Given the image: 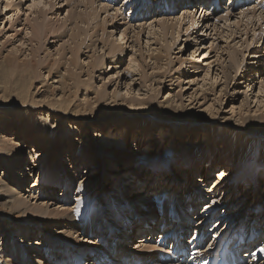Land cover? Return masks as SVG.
Instances as JSON below:
<instances>
[{
  "label": "bare ground",
  "instance_id": "1",
  "mask_svg": "<svg viewBox=\"0 0 264 264\" xmlns=\"http://www.w3.org/2000/svg\"><path fill=\"white\" fill-rule=\"evenodd\" d=\"M116 1H118V0H116ZM156 1L154 3H151L148 5L147 0H142V1L137 0V4L135 7L136 9H135L134 13H136L138 11H140V13H138L136 15H134V13H133L132 16L134 18L140 17V19L143 20L144 16L142 14H144L145 17L150 16L152 18V17H154V16H152V13L157 12V8L154 9L153 8L154 6L159 7L160 5H162V7H164V8L160 9L159 11L165 10L166 12H168L169 9L171 8L170 5L172 3H175V2H176L175 6L178 5L177 9L183 10L181 17L175 20V21H177V22H175V24H173L174 23V21H173L172 26L169 25L170 22H172V21H169L168 22L169 24L166 22L169 25L168 26L164 22V20L163 21L161 20V22H163V23L161 25L160 24L157 25V27L158 26L162 27L161 28L162 30L161 31L159 30L158 35H156L155 32L152 33L153 31H151V33H150V30L148 31L150 33V38H152L151 36H153V39L157 38L156 41L158 40V37L160 39L161 38L164 39V36H165L164 31H167V32L171 31L172 32L171 34H172L173 40H174L173 43H175L176 40L178 42V40H180L181 36H183V30L182 31H180V30H181L182 25H185L184 22L186 19L190 20L189 23H190V26L193 27V29L191 30V32L193 31V34L197 35V33L199 34V32L203 29L202 30L203 35H200V38L208 37V36L212 35L209 33L210 31H212V32H214L215 30L217 31L216 24L218 21L213 23L214 19H216L217 14L216 13H210L206 9L201 8V5H204L205 3H206V5L208 3H211V0H193L194 2H192L190 0H163V3H161V4H159V2H158L159 0H156ZM214 1L217 3L220 2V4H221L220 8L226 9V11L229 12V14H233L232 13L233 9L230 7L233 0H214ZM225 1H227L229 3L228 6L225 4ZM57 2H58V4H57ZM65 2H72L73 3V0H66V1H64V3ZM80 2L83 3L85 8H89V7L92 8L90 10L91 12H89L87 14L81 13V12L76 13L73 11H71V13L73 12L72 14L67 12V14L68 13L69 14H68V17H65L66 18L65 22H63V20H56V21L54 20L55 23H58V21L63 22V23H61V24H64V25H61V27H62V26H65V24H67L69 22L70 26L75 24V26L77 27L78 22H80V23L88 26V29L92 31V30L96 29L95 26H92L93 21L98 20L96 18L94 19L95 14H93V13L97 12V8L94 7V6H96V3H98V5H100V12L102 11V13L103 12H104V14L106 13L105 15L109 14L107 12V8H106L107 6L105 4H104L105 6L102 5V2H99V0L97 2H96V0H80L79 3ZM104 2H105V0H104ZM124 2H125V0H124ZM127 2H125V3H127ZM64 3H63V6H64ZM192 3H194L193 7H191L193 5ZM253 3H255V2H253ZM253 3L250 4L249 6H253ZM3 4H4V8L3 7L2 8L4 9V11H7V13L4 14L3 13L4 11H2L3 9L1 10V7H0V18H5V16H9L11 18H9L8 20L14 22L13 17H15L16 15L19 17L21 10H18L19 7L17 9V5H15L14 0H6V2H4ZM65 4H67V6H72V5H68V3H65ZM196 4L198 5L197 8H195ZM38 5H39V3L36 0H34V6L33 7H35V10L32 13H30V15H31L30 17L25 19L24 24L20 25V27H22V29H21L22 32L21 33L18 32L17 34L19 37V42L21 44L23 43V45L28 44V43H30V45H32L36 42H39L42 39H45V37H47V35H50L51 33H54L53 35H56V34H58V31H60V29H61V28H59L60 25L58 26V29H57V26H54V24H53L54 22L53 23L51 22V24L48 23L52 20L46 19L47 13L52 12L54 9H57L56 6L59 5V1L58 0H56V1L45 0V1H43V7L41 6L42 8H37ZM47 6L49 7V9H48L49 12L46 11ZM63 6H61V7H63ZM141 6H144L146 9L144 7H141ZM76 7L78 8V6H76ZM112 7H110V10L112 9ZM214 7H213V9H214ZM77 8H75V9L77 10ZM257 8H259L258 11H257ZM29 9L31 10L32 7L29 6ZM59 9H57L56 11H60ZM80 9H79V11H80ZM108 9H109V7H108ZM115 9H118V8H115ZM236 9L239 11V10H241V7H237ZM262 9L264 10V0H259V4H257L254 7H250L249 10L245 11L246 14H245V12H240L239 15L242 17L244 16L243 18L250 17L253 20L255 18V15L257 12L260 11L259 13L263 14ZM241 11H243V10H241ZM122 12H124V11H122ZM52 13H54V12H52ZM112 13H114V12L112 11L111 14ZM111 14H109V15H111ZM32 15H36V17H33L31 19ZM54 15H56V14L54 13ZM119 15L120 14H118V16ZM228 15L224 16V18L228 17ZM115 18L116 17H114V19ZM123 18H124V16H123ZM18 19L15 22V24H17L19 22ZM110 19L107 20L105 22V24H107L108 22L111 23ZM121 20H122V16H121ZM166 20L167 19H165V21ZM113 21H114V23L112 24L111 28L113 30H117L115 27V23L118 20H116V21L113 20ZM244 21H242V22H244ZM247 21H246L245 25L243 24L245 27L244 28L245 31L243 30L245 33V34L243 33L244 35L249 34L248 28L251 25V23L253 24V22H247ZM159 22L160 21H158V23ZM227 22H226V24L229 23V22L228 23ZM101 23H103V22H101ZM234 23H235V25L240 24V23H236V21ZM98 24L100 25V23H98ZM156 24H157V22H156ZM142 25L144 26V24H142ZM152 25H153V22H152ZM152 25L150 23L149 26H152ZM164 25H166V27ZM75 26H74V28H75ZM96 26H97V23H96ZM102 26L104 27V24ZM146 26H148V25H146ZM187 26H188V24H187ZM52 27H54V28L56 27V29H53ZM129 27H132V26H129ZM191 27L186 28V33H188V36H189L188 30ZM63 28H64V30H66L65 29L66 27H63ZM105 28L107 29V25H106V27H104V29ZM132 29H134V28L132 27ZM119 30H117V31H119ZM152 30H154V29L152 28ZM232 30H234V29H232ZM232 30H230V32ZM81 31H83V33L86 32L84 30H81ZM100 31H104V30L102 29ZM121 31H122V29L119 32L121 34V37L119 38L120 40L118 39L120 41V43H118L119 41L117 42V40H115L114 43H110L113 45H112L108 55H111L114 57L119 50V48H117L116 46L118 45V47L119 46L123 47L121 45V42H123L125 40V38L127 39V36H126L125 30L122 32ZM126 31H128V29H126ZM157 31H158V28H157ZM65 32L66 31H63L61 33V31H60L61 34L59 33L60 35L59 34L56 35L55 38H57V37L59 38L61 36H64V34L67 33V32L66 33ZM73 32H74V30H73ZM167 32H166V34H167ZM80 33H82V32H80ZM103 33H105V32H103ZM208 33H209V35H208ZM22 34L25 35V38L22 37ZM68 34L70 35L69 32H68ZM71 34H73V33H71ZM75 34H73V35H75ZM94 34L97 35V32H95ZM228 34H226V35H228ZM29 35H30V37H28ZM69 35H67V36L69 37ZM76 35H75V37H76ZM140 35L141 34L139 33V36L137 35L135 38L138 40ZM78 36H82V34L78 35ZM52 37H54V36H52ZM64 37L66 38V36H64ZM229 37H231V36H226V39H225L223 36L225 41L227 39L229 40L230 39ZM74 38H73V40H74ZM101 38H104V37H101ZM200 38L198 36V38H194V39L196 40V42H199L198 39H200ZM255 38H256L257 42L260 40L259 36L255 37ZM85 39L87 40V38H85ZM221 39H222V37H221ZM77 40L79 41L78 38H77ZM77 40L75 39L74 41H77ZM99 40L100 39H98V41ZM247 40H249V39H247ZM90 41H89V43H90ZM95 41L94 42L92 41V43H91L93 45V47L96 46V45H94ZM105 41L106 40L104 38V41L100 42L103 45L102 48L107 46ZM150 41L151 40H148V43ZM124 43H125V41H124ZM228 45H230V44H228ZM197 46H202V42H200L199 45L197 44ZM19 47H20V45H19ZM19 47H17V48L13 47L14 50H11L9 52L7 51L8 53L6 52L5 54H2L0 52V149H2L0 151H3V153L5 152L4 153L5 154V160H7V158H10V157L12 159L16 158V161L19 159L20 161L18 160L16 163L19 164L18 168L22 171V173L18 174L19 175L18 177L20 178L19 180L21 182V185L18 186V188H16V190L14 189L15 183L9 174H6V176L0 180V196L4 197V198L0 197V230H2V234L5 233V232H3L4 231L3 229H5V228L2 229L3 223H7L8 225L15 227L16 228L15 231L18 233V228L21 226L20 224L23 223L22 221L26 220V221L31 222L34 220L33 222L37 223L36 224L37 228L35 227V229L32 230V232H31L32 237L30 239L28 238V242L30 243V241L33 237H34L33 239L36 238V240H37V238H39V236H40V238H42V237H45V236L50 235L52 233H55L52 230L54 229V226H56V227L58 226L59 227L58 230H61V231L63 230V232H61V234L56 237V238H58V241H55V242H58L61 245V247L59 249V254H65L68 257V264H81L82 261L84 260V258H88V260L94 264H99V262H101V261H102V263L104 261H107L108 264H148V260L152 261V263H150V264H184V263H187V264H217V262H215L214 259H212V256L214 253H216V252L218 253L217 250L223 244L224 241H226L225 246L228 247L227 249L230 250V252L232 253L231 256L240 254L241 263L238 262V264H259V263H257L258 256H260L262 254V249H264V247H263L264 246V237H262L264 234V206L261 205L258 208L256 207L255 210L258 211V214H260V216H258V218L255 217V219H253L254 217H250V220L248 219L246 222L244 220H240V221H238L239 223L237 224V226H234V228L231 229L232 223L233 222L236 223L235 221L239 219V217H240V215H242V213L235 215L234 218H232V219L230 218L229 221L232 220L233 222L231 221L229 223L230 228H228V223H227L228 219L225 220L224 222L222 219L217 221V219L219 217H221V216H219L218 211H216L218 208L220 200L217 201L213 198L212 195H209V193L213 194L220 187H222V185L225 184V180L227 179L226 177L232 176V173L235 171V169L237 170V169H239V167L241 165H243L242 159H243V152L245 151L244 150L245 147L242 146V141H241L242 136H239L238 131H239V129L242 131H251V133L261 131L262 126L259 125L258 119H257V121H253L254 119L251 121L250 119L254 118V117L250 116L251 118L248 117V120H245V122H243V124L240 123L241 125H239V126H238L239 122L237 125L233 124L234 126H238V128H239V129L237 128L238 131L236 133L235 132H229V131L225 130L224 128L218 127V126H217L218 128L212 130L211 128L216 127L213 125H214V121L217 120V118L215 117L217 114V112H215V111H217V110H215L216 108H215L213 103L209 106V108L200 110L199 113L195 114V113H191L188 111L186 112V110H180L179 105H178L179 106L178 108L173 107V106H171V107L165 106L166 104L154 105V99L152 100V102H150L149 99H145V98L139 99V97H138V99L135 98V100L130 99L131 98L130 97L129 98L130 100L129 99L127 100L128 105H126V106H128L130 108V110L131 109L133 111L136 110V112H134L135 114L139 113V112L142 113L141 115L139 114L140 116H138L139 118L138 117L137 118L138 119L141 118L139 120L141 124L144 123L138 128V127H136V122L133 120L131 122H122V124L125 125L124 126L125 128L122 127V130H123V132L124 131L129 132L126 135L129 134L130 139L132 137L131 133H133L134 131H135L134 133H136L135 135H137L139 138L141 137V139H142L143 136L141 135L140 132L148 133V130L153 129V128H151V125H146L147 123L144 120L145 118L143 119V114L145 116V113H149L151 110H153L154 115H156L158 118L162 119L163 121H169V122H173V124H175L174 125L175 128H172V129H170L168 127H164V126H157L156 127V129L159 128V131L166 129L164 134L169 133V135H171L172 133H174L176 135V133H178L177 131L180 128V125H183V124L187 127V126H192V125L195 126V124H201L202 123L201 126L196 125L198 127H195V129H193V130H195V134H197L199 131L204 129L205 130L204 133L207 136V135H211L212 131H217V130L221 129V133H220L219 137L220 138H222V137L226 138L227 137L226 138L227 141H224V140L221 141V143L225 147L224 152L222 151L221 153H225V156H226V158H228L229 162H227V160L225 162L223 159L222 162H223L224 168H221V170L218 171V173H220L221 171L223 173L216 176V178H213L214 180L218 179L217 181H215L214 183L211 182L212 184H210V180L212 178L211 177L209 178L210 173H209L208 169L210 168V166H212V163H208L207 160L205 159L203 162L205 163L206 167H204V165L203 166L201 165L202 166L201 167L202 172L200 171L201 173H200L199 178L198 177L192 178V174H190L191 178L193 179L191 185L196 190V191H194L195 194H193V190H192L191 195H184V197L182 195L176 196V194H178V193L179 194L181 192L183 193V189L181 188V191H180V190H177L179 188H173V187L169 186L168 187V191H169L168 195H170V196L165 195L166 197H163L164 198L163 200L160 199L161 204L159 206V217H157V219H162V221H161L162 223L165 222V224L163 226H160V228L165 227V225L169 224L172 219H176V221L172 222V224H174L175 226H171V227L167 228L166 234H162V232H160V235H159V237H161L163 239L165 237V235H168L171 232H173L174 233L173 234V240L171 241L173 244L171 246H170V244H168V249H166L164 247L160 248L161 247V241L158 239L159 237H156L154 234V232L156 230L154 229L155 225L153 224V222L156 218L153 219V218L147 217L146 215L141 214L139 211H136L134 214L131 215V218L134 217V219L130 220V218L128 216L123 214V211L118 210V209L115 210V213L111 214L110 209H109V205L106 207L103 206L100 209H99V207L95 206L96 203L93 201V199L91 200L90 195H91V193L93 195V191L96 189V187H99V186L103 187L105 185L103 184L104 177L101 175V173H102L101 172V170H102L101 169V167H102L101 166V160H102L101 158L102 157H100L99 153H95L96 150L94 152H93V150L96 147L97 150H99V149L102 150L101 153L103 155L104 154L112 155L113 158L115 159L117 165H119V167L122 166V164L127 163L125 161L126 159L127 160L129 159L128 161L135 160L136 165L139 164L138 161H142L143 164L147 165L148 167H156V168L164 167L166 165L164 162H166V163L171 162L172 164H180L181 163L183 165L188 166L189 168L191 167V169L189 171L191 173L194 169L193 167L198 166L199 165L198 163H200V161L194 162L191 159L186 161L183 158L186 154V151L189 152V154H187V158H191L193 155H199L200 153H195L193 155L190 154L191 151L197 152L198 151L197 148H195L193 146H188L185 150L180 151V153L174 152V151H167L165 153V155L160 156L156 161H153L154 158H152V156H150L148 154L144 155V156L137 154L139 151L137 150V147L135 145H132L133 148H132V150L129 151L128 150L129 148L127 147V145H125L126 136H124V137L118 136V135L115 136L117 126H121L120 125L121 122L115 121L117 119L114 118L115 116H118L120 114V108H118L119 106L117 105L118 107H116V109L111 112L113 119L112 118L98 119V125H97L98 130H97V135L95 137L98 140L96 139L95 141H93V139L90 138L91 143L89 142L90 145L88 143L89 146H87V145L83 146V144H85V143H83L82 145L81 144L79 145L80 146L79 148L71 150V146H73V142H74L73 139L70 136H65L63 134V132L61 131V129H59V128L53 130L50 126L51 124L49 123L50 122L49 117H51L53 120H56V122H58V123L64 121L63 126H67V123H65L66 119L64 117L71 115V109H69V107H71L70 105H72V104H73L72 105L73 106V108H72L73 112H74V114H76V117L78 119L79 118L84 119L83 117L85 116V114L87 112L89 114L94 113L96 111V107L98 110L103 109L102 108L103 104L100 102V99H101L100 94H98V93L94 94L92 92L93 90L90 91V89L92 88L91 81L87 80L86 85H85V90L79 89V86L82 82L75 81L76 79L80 78V75L77 73L79 68H77V66H76V64H77L76 63V57L78 56V51H79V48L82 47V44H80L78 42V45H76V47L73 48L71 50V52L69 51L70 57L66 60H64L65 56H59V54H57V53H59V50H57L56 54L54 55L55 58H53V56L51 55L49 58H46V59H44V61L41 62V64L47 63L46 64L47 66L44 68V70H47V72L49 73V76L53 73L52 75L55 76V79L57 81L55 83L57 85H59L60 87H62L63 92L61 95L62 98H60V100L59 99L57 100L55 98V93H56L57 89L53 90L52 88L43 89V93H38V96L33 95L31 91H30V94H28L29 90L36 89V84H35L36 81H35L34 75H35L36 69L39 68V61L37 60V58H38V53L40 51V48H34L33 47L29 50H28V48L26 50H23ZM23 48H24V46H23ZM89 48H91V47H89ZM169 48H170V45L167 44L165 46V50L163 48H161L159 50L158 54L149 55V59L153 62L151 68L156 70V74L157 73H158V75L160 74L159 75L160 77L163 75L166 76L168 74V72L166 74V68H167L165 66L166 64H163V62H164L165 58H166V61H168L170 58L168 55ZM65 49L66 48H64V50ZM136 49H137V47L135 48V50ZM102 50H104V49H102ZM155 51H157V50L153 49L152 53H155ZM198 51H199V49L197 51L193 52L191 56H194L195 54H197ZM222 51L223 52L227 51V48H225L224 50L222 49ZM244 51H246V50H244ZM63 52L64 51H62V53ZM69 52H67V53H69ZM163 52H165V54H166L165 57H163V55H162ZM93 53H96V52H93ZM118 53H121V52H118ZM63 54L66 55L65 53H63ZM121 54H119V55H121ZM239 54H240V57H243V56H241V55H243L242 51L238 52V53L234 52V54H231L230 55L231 61H233L234 64L227 66L225 68V71H224V69H222L224 71L222 73H223V76L225 78V85L222 87V89L225 87H228L232 83V81L235 79V77H233V75L231 74V71L235 70V73L239 74V71L241 70L240 57H238ZM124 55H125V52H124ZM91 56H93V54ZM118 56H116V57H118ZM57 57H60V58L63 57V58L57 59ZM261 57H263V56H261ZM89 58L91 59L92 57H89ZM133 58L134 57L132 56V59ZM142 58H143V56H142ZM49 59H52V60L49 61ZM92 59H94V58H92ZM115 61H117V59H115ZM120 62H123V61H119V63ZM143 62H145V60H143ZM258 62H260V61H258ZM100 63H101V58L100 59L95 58L94 61L89 63L88 72H87L88 77H90L91 75L93 76L95 70L98 68ZM114 63H116V62H113V64ZM135 63L138 64L137 62H135ZM130 64L132 66L133 61H132V63H129V65ZM256 64H257V66H254V68L256 67V69H258L259 63H256ZM100 65H102V64H100ZM53 66H56L58 68V70L55 72L52 71ZM133 66H134V64H133ZM143 66L144 65L140 63V64H138V66H135L136 67L135 69L133 67L134 72H137V71L141 72L140 71L141 69L145 70V67H149V65H146L144 67ZM56 67L53 68V70L56 69ZM65 67H66V70H65V73H63L62 70ZM189 67H192V66H189ZM130 68H129V70H130ZM76 69H77V71H76ZM133 69H131V71H133ZM164 69H165V71H164ZM51 71H52V73H51ZM128 72H130V71H128ZM189 72L190 71H188L185 75L189 74ZM253 72H252V76H250V77L253 80H256L255 77H257L258 72H256L255 70H253ZM56 74H58V75L60 74L59 75L60 77H58ZM180 74H179V76H180ZM190 74H191V72H190ZM248 74L251 75L250 73L247 72L245 74V77ZM219 75H217V76H219ZM159 76H158V78H159ZM152 77H153V75H152ZM155 77H157V75ZM158 78H156V79H158ZM166 78H167V76H166ZM153 79H154V77H153ZM151 80H148V82ZM215 81H217L216 78H215ZM247 81H250V79H248ZM117 83H118V81H117ZM117 83H115V85H117ZM126 85H127V83H126ZM77 86H78V88H77ZM127 87H128V85H127ZM248 87L250 88V85H248ZM39 88H41V87H39ZM45 91H49L48 95H46L47 93H45ZM98 92L101 93V90H98ZM260 92H262V91H260ZM79 94L85 95V96H82V97H84L83 100H80V102L78 103V104H80L82 101V103H81L82 105L80 107H78L79 105H77L78 101L76 99L79 97L78 96ZM227 94H228L227 89L220 91V93L218 94L219 96L216 99L217 100L216 106L222 104L223 96H225ZM39 95H41V96H39ZM101 95H104L103 92L101 93ZM116 95L114 97H116ZM125 95H129V94H125ZM129 96H131V95H129ZM38 97L41 98L40 100H42V102L45 100V102L47 101L50 105H39V106H37L36 105L37 103L34 100H36V98H38ZM256 97L257 96H254V98H256ZM205 98H202V99H205ZM245 98H246L245 101L248 104V98L246 95H245ZM257 99H258V97H257ZM115 102L116 101L114 100V103ZM262 102L263 101L257 100V103H262ZM232 104H234V103H232ZM56 105H57V108L55 109L54 107ZM45 106H48L49 111H51V112L43 113V110H40L41 108H43ZM242 106H244V105H242ZM242 106H239L240 109L238 108V111L240 112V114H242L245 111V109H243V111H241L242 108H244ZM213 107H214V110H212ZM263 107H264V105H263ZM263 107H261V108H263ZM32 108L39 109L38 110L39 112L38 113L34 112ZM76 108L78 109L77 113L74 111ZM81 111H82V113H81ZM182 111H185L186 113H184ZM258 111H260V110H258ZM23 112L25 113V115L22 114ZM52 112H56V114H53ZM57 112H59V113L62 112V114L64 115V117H61L63 121L60 120V117L57 115L58 114ZM233 112L236 113V111L234 110V105L232 107V113ZM247 112L252 113V111H250L249 109ZM39 113H40V115H39ZM255 113H257V111ZM240 114H239V116H241ZM21 115H23V116H21ZM63 115H61V116H63ZM17 116L18 117L21 116L22 121H21V119H16ZM71 117H74V115ZM262 118H264V116H262ZM243 119L244 118H240L239 120H243ZM225 122H222V124ZM225 125H227V124L225 123ZM57 127H59V125ZM226 127H228V126H226ZM61 128H62V126H61ZM66 128H68V127H66ZM109 128L114 129L115 132L109 134L107 132V130ZM41 129L48 130V132L50 133L49 137L47 136L44 139L42 132H39ZM181 129H183V128H181ZM71 130H73V129H71ZM71 130H69L70 133L72 132ZM53 132H55V134H53ZM11 133H12V135L14 134L15 139H12V140L6 139V136L11 135ZM258 133H260V132H258ZM78 134L82 135L80 133H78ZM145 135L147 136V134H145ZM151 135H152V133L150 134V136ZM88 136L89 135L86 136L87 140H88ZM19 138H22V141H24V144H26V143L32 144L33 150H30L31 151L29 154L30 159L29 158L25 159L26 156L24 158L22 157L25 155L26 151H25V149H22L23 146L21 148V146H19V144H16L17 143L16 141ZM179 139H180V136H179ZM82 140H84V139H82ZM80 141H81V139H80ZM177 141H178V139H177ZM53 142L55 143L56 150L55 149L54 150L56 152L59 150L65 149L66 144L70 145V146L68 145V156L66 155V157H64L65 162L67 164L65 163L66 165H64V163H62V167H60V165L58 164L57 161L55 162V161L50 160V158H52L53 154H54L53 149H51ZM8 145H10V148H7ZM102 145L105 148L106 147L107 148L102 149L101 148ZM66 148H67V146H66ZM130 148H131V146H130ZM34 149L36 150L35 153H34ZM115 149H117V151H115ZM100 150H99V152H100ZM216 152H219L218 149H208L205 151L203 158H208V155H210L209 159H212V158H214V153H216ZM39 153L40 154L42 153V154L39 155ZM146 153H147V151H145V154ZM201 154H203V153H201ZM26 155L28 156V154H26ZM3 158H4V156H3ZM3 158H2V160H3ZM12 159H11V161H12ZM59 159H57V160H59ZM23 160L30 161L28 166H33L34 168L37 167L38 173L36 175L37 180L35 183H37V184L39 183V185L33 183L34 185L32 187L33 188H34V186H36L38 188L41 187V192H40L41 194L37 195L36 193H33L32 190H27V188L24 186L27 183V181H29V179L35 180V176L33 177V174L35 172H31V174L25 175L26 172H23V169H22L23 163H24ZM61 160L64 162L63 159H61ZM61 160H59V161H61ZM43 161L46 162V168H48L47 171H44L45 169L39 170V168H38L39 165L43 164ZM9 162L10 161H8V164H11ZM20 162H22V163H20ZM77 163H78V166H76ZM44 165H45V163H44ZM114 165H115V163H114ZM43 167H45V166H43ZM227 167H230L232 169V170H230L231 173L227 172V170H226ZM61 168H64V169H61ZM218 168H220V166H218ZM214 170H215V168H213L212 172ZM185 173H186V171H185ZM87 175H89V176H87ZM235 175H237L239 178H241V180H245L247 177L250 176L253 179V184L252 185L246 184L248 189H250V191L247 194L251 193V196H252L253 192L258 193V191H259L258 188L261 184V181L258 179V176H254V173L251 169L246 168L245 170L238 172ZM186 176H187V173H186ZM84 177H86V178H84ZM182 178H184V177H182ZM187 178L188 177H186L185 179L187 180ZM81 179H82V182L80 183ZM201 180H203V181L201 182ZM233 180H234V182H236V179H233ZM43 181H47V184L45 183L46 185H55V186H52V188H51V186H49L50 187L49 189L54 194V196L56 194L59 195V192L63 191L66 194V198H65L63 206L65 207V206L69 205V207H70V204L73 202L71 204V205H73L72 206L73 209H70L68 207V209L65 208L60 213H55V212H50V211H49V213L46 212L49 210L48 207H50L51 205H49L50 204L49 199L42 197V194L45 193V192L43 193V191L45 190V188H44L45 186H44ZM176 181H178V180H176ZM176 181L173 179V181L169 185L174 186ZM182 181H184V179ZM27 186H29V183L27 184ZM235 186H236V183H235ZM201 189H204V191ZM207 189H211V190H207ZM234 190L237 191L238 189L234 188L233 191ZM68 192H70V194H71L70 197H68V195H67ZM228 192H229V190H225L224 194L222 193L221 196H226V198H227ZM46 193H48V192H46ZM5 194H7V195H5ZM50 194H48V195H50ZM98 194H99V192H98ZM26 195H27V199L32 198L33 201L35 200L36 203H39V206L36 207V205H35L36 208L34 207L35 209L30 210L28 212H26V210L24 208L26 205V200L24 201L23 198ZM203 195H209L211 200L214 199L213 203L209 204V202H207L206 198ZM242 196H243V194H242ZM242 196H240L238 198V200H241ZM159 197H161V196L158 195L157 200H159ZM226 198H225V200H226ZM94 199H96V197ZM165 199H167V200H165ZM218 199H220V198H218ZM260 199L262 200L261 196H260ZM46 200H47V203H45ZM54 200L57 201L58 199H54ZM252 201H253V198L249 200V204ZM62 203H63V201H62ZM171 203L178 204L182 207L179 208V210H177L173 206H170ZM263 203H264V201H263ZM55 205L56 204H54L52 206H55ZM192 205H194V206H192ZM92 206L95 208V210H93L91 208ZM107 207H108L109 211H107V209H106ZM190 207H191L192 211H193V209H195V210L201 209V212L196 213L194 215H191L189 213ZM97 209H99V210H97ZM211 210H213V211L211 212ZM225 211H227L226 212L227 214H230L232 212L230 209L225 210ZM225 211H223V213ZM208 212H211V215H214L216 213V217L209 216V215L206 216V213H208ZM242 212H244V210ZM107 213H109V215H112V216H107ZM254 215H256L255 212H254ZM212 217H214L213 221H217V222H215L216 224H213V226H212L213 221L211 220ZM100 219H101L100 225H96L95 220H100ZM206 220H207V222H205ZM142 222L144 224H140L142 226V228L139 232H137L138 235L141 236V238L138 237V239H136L137 237L134 236L135 231H136V227H137L136 225H138L139 223H142ZM180 222L185 223V225L183 227H181ZM178 224H179L180 228H179V226L176 227V225H178ZM208 225H210V226L207 229ZM122 227H124V228L122 229ZM128 227H130L131 229H129ZM64 229H65V231H64ZM6 230H7V228H6ZM41 231H43V233ZM205 231H207V232H205ZM6 234L7 233H5V235ZM24 234L25 233H22V237H23L22 239H24ZM27 234H29V233H27ZM243 234H245L246 238H248V236L251 235L253 238L252 241L249 243H245L244 248H238L237 244L234 248H230V243H229L230 240L233 237L236 238L239 235H243ZM149 235H151V236H149ZM203 235L207 236V239H213L214 240L213 241L214 244H212L211 246L216 249V252H214L212 254L209 253L208 256L205 254L209 251L202 252L203 251L202 249H201V251L200 250L196 251L194 249L195 241ZM20 236L16 238L17 242L19 240L18 243L22 242V239L20 238ZM79 237L83 238L82 241H85V243H81L82 241L79 239ZM133 237L136 239L135 242H132ZM50 239H52V238H50ZM96 239H99L98 242H95ZM125 239L129 240V242H124ZM50 241H52V240H50ZM79 241H81V242H79ZM121 241H123V242H121ZM55 242H54V244L56 245ZM150 242H154V243L156 242L155 243L156 246L153 243L150 244ZM3 243L4 242L0 243V248L2 247ZM49 244L52 245L53 243H49ZM130 245H131V248H129ZM70 246L74 250L69 251ZM79 246H82L84 248H82V247L79 248ZM252 246L256 247V249L253 250L252 252L246 253L247 251L250 250L249 247H252ZM261 247H263V248L261 249ZM38 248L34 247V250H35V252L37 251L38 257L40 259H42L44 250L42 248H41V250ZM14 249L17 250V252L20 251V249H17V247H14ZM161 249L167 250L166 251L167 254L165 256L167 259H165L164 256L160 255ZM239 249H241L243 252L239 253ZM174 250L181 253L182 256L171 260L168 257V255ZM47 251H48V253L49 252L55 253V247H53V249L51 251H49L47 248ZM29 253H31V252L29 251ZM246 254H248L247 257H245ZM31 256L35 257L34 255H31ZM210 256H211V259L209 258ZM18 258L19 257H16L15 260H18ZM206 258H207V261H206ZM63 261L66 262V260H63ZM17 263H18V261H17ZM59 263H60V261H59Z\"/></svg>",
  "mask_w": 264,
  "mask_h": 264
},
{
  "label": "rangeland",
  "instance_id": "2",
  "mask_svg": "<svg viewBox=\"0 0 264 264\" xmlns=\"http://www.w3.org/2000/svg\"><path fill=\"white\" fill-rule=\"evenodd\" d=\"M0 1H1L0 7L2 10L4 8L3 3L6 2V0L5 1L0 0ZM14 1H15V5H17V9L19 7L18 10H21L20 11L21 13L19 14V17L17 15L15 17H13L14 22L8 20L9 16H5V18H0V52L2 54H5L7 51L9 52L11 50H14L15 47L16 48L19 47V45H20L19 48H21L23 50H26L27 48L29 50L33 47L34 48H40V51L38 53V58H37V60L39 61V68L36 69L35 75H34V78L36 81V83H35L36 89L29 90L28 94H30V91H31L33 95L38 96V93H43V89L52 88L53 90L57 89L56 93H55V98L57 100L58 99L60 100V98H62L61 95H62L63 89H62V87H60L59 85H57L55 83L57 81L55 79V76L52 75L53 74L52 71L55 72L58 70V68L56 66H53V68L56 67V69L53 70V68H52V71H51L52 76L51 75L49 76V73L47 72V70H44V68L47 66L46 65L47 63L41 64V62L44 61V59L49 58L51 55L53 56V58H55L54 55L56 54L57 50H59V53H57V54H59V56H65L64 60H66L70 57L71 50L73 48H75L76 45H78V42L80 44H82V47L79 48L78 56L76 57V63H77L76 66H77V68L80 69V70L78 69V71L76 69V71L80 75V78L76 79L75 81L82 82L79 86L80 90L81 89L85 90V85H86L87 80L91 81L92 88L90 89V91L93 90L92 92L94 94L95 93L100 94V98H101L100 102L103 104L102 105L103 109L98 110L96 107V111L94 113L89 114L87 112L85 114V116L83 117L84 119H80V118L78 119L76 117V114H74V112H73V109H72L73 104H72V105H70L71 107H69V109H71V115L64 117L62 112L61 113L57 112L58 113L57 115L60 117V120H62L61 117H64L66 119L65 123H67V126H63V122H64L63 120H62L63 122H59L61 124L60 125L58 122H56V120H53L51 117H49V120H50L49 123L51 124L50 126L53 130L59 128V129H61V131L63 132V134L65 136H70L73 139L74 142H73V146H71V150L79 148L80 147L79 145L80 144L82 145L83 143H85V144H83V146L84 145L89 146L91 143V139H93V141H95L97 139L95 137L97 135V130H98V128H97L98 127L97 126L98 125V119H102V118H112L113 119L111 112L114 111L116 109V107L119 106L118 108H120V114L118 116H115L114 118L117 119L115 121L121 122L120 123L121 126H117V129L115 128L116 129L115 136H117V135L123 136V137L126 136L125 145H127V147L129 148L128 149L129 151L132 150V148H133L132 145H135L137 147V150L139 151L137 154H140L143 156L148 154V155L152 156V158H154L153 161H156L160 156L165 155V153L167 151H174V152L180 153V151L185 150L188 146H193V147L197 148V150H198L197 152L191 151L190 152L191 155H193L195 153H200L199 155H193L191 158H187V154H189V152L186 151V154L183 158L184 160L187 161V160L191 159L194 162L200 161V163L197 162L199 165L196 167H193L194 169L190 173L189 171H190L191 167L189 168L188 166L183 165L181 163L180 164H172L171 162L166 163L164 161L163 162L166 164L164 167L156 168V167H148L147 165L143 164L142 161H138L139 164L136 165L135 160L128 161L129 159L128 160L126 159L125 161L127 163H124V164H122V166L119 167V165H117V163H116V161L112 155H107V154L103 155L101 153L102 150L99 149L100 150V152H99V150H97L95 147L93 152L96 150L95 153H99L100 157H102L101 158L102 159L101 160V166H102L101 167V169H102L101 175L104 177L103 184L105 185L103 187H101V186L96 187V189L93 191V195H92V193L90 195L91 200L93 199V201L96 203L95 204L96 207H99V209H100L103 206L106 207L109 205V209H110L111 214L115 213V210L118 209V210L123 211V214L128 216L130 218V220L134 219V217L131 218V215L134 214L136 211H139L141 214L146 215L147 217H150L153 219L156 218L153 222V224L155 225V230H156V229L160 228L161 220H162V219H157V217H159V206L161 204L160 199L163 200L164 199L163 197H166L165 195L169 194L168 187L169 186L173 187L172 185H169L173 181V179L175 181L178 180L175 182V184H177L176 188H179L177 190L181 191V188L183 189V193L182 192L180 194L178 193V194H176V196L182 195L184 197V195H191L192 190H193V194H195L194 191H196V190L191 185V183L193 181L192 178L193 177L199 178L200 173L202 172L201 167L203 165H204V167H206L205 163L203 162L205 159L207 160L208 163H212V166H210V168L208 169V171L210 173L209 178L210 177L212 178L210 180V184H212L211 182L214 183L215 181L218 180V179L214 180L213 178H216V176L223 173L222 171L220 173H218V171H220L221 168H224L223 162H222L223 159L225 162H226V160H227V162H229L228 158H226V156H225V153H221L222 151L224 152V148H225L224 145L221 143V141H223V140L227 141V139H226L227 137L226 138L225 137H222V138L219 137V135L221 133V129H219L217 131H212L211 135L206 136V134L204 133L205 132L204 129L199 131L197 134H195V130H193V129H195V127L201 126L202 123L201 124H195V126L192 125V126H187V127L183 124V125H180V128L177 131L178 133H176V135L174 133H172L171 135H169V133L164 134L166 129L159 131V128L156 129V127L157 126H164V127H168L170 129H172V128H175V126H174L175 124H173V122L163 121L162 119L158 118L156 115H154L153 110H151L149 113H145V116L143 114V119L145 118L144 120L147 123V124L146 123L145 124L151 125V128H153V129L148 130V133L140 132L141 135L143 136L142 139H141V137L139 138L137 135H135L136 133H134L135 131L133 130L134 132L131 133L132 137L130 139L129 134L126 135L129 132L128 131L123 132V130H122V127L125 128L124 127L125 125L122 124V122H131L133 120L136 122V127H138V128L142 124H144V123H142V124L140 123L139 120L141 118L138 119L139 118L138 116H140L142 113L139 112V113L135 114L134 112H136V110H134V111L132 109L130 110V108L128 106H126V105H128L127 100L130 97H131L130 99H133V100H135V98L138 99V97H139V99H142V98L149 99L150 102H152V100L154 99V105L166 104L165 106H168V107L173 106V107H177V108L180 106L179 107L180 110H186V112L188 111V112L195 113V114L199 113L200 110L209 108V106L213 103L215 108H216L215 110H217V111H215V112H217V114L215 116L217 118V120L214 121L213 126H216V127L211 128L212 130L216 129L218 127H222L229 132H235L236 133L239 129L238 126L241 125L240 123L243 124V122H245V120H248V117H250V116L254 117V118L250 117L251 119L249 118L251 121L253 119H254L253 121H257V119H258L259 125L262 126L261 131H257L254 133H251V131H242L240 129L238 131L239 136H242V139H241L242 146L245 147V149H244L245 151L243 152V159H242L243 165H241L239 167V169H237V170L235 169V171L232 173V176L226 177L227 179L225 180V184H223L222 187H220L213 194L209 193V195H212L213 198L217 201L220 200L218 208L216 211H218V214L221 217H219L217 219V221L222 219L224 222L225 220L228 219V221H227L228 228H230L229 223L232 221V220L229 221L230 218L232 219V218H234L235 215H238L240 213H242V215H240L239 219L236 221L234 220L236 223H234L232 221L233 223L231 225L232 226L231 229L234 228V226H237V224L239 223L238 221H240V220H244L246 222L248 219L250 220V217H254L253 219H255V217L258 218V216H260V214H258V211H256L255 209H256V207L258 208L261 205L264 206V203H263V201H264V130H263L264 129V118H262V116H264V107H263V105H264L263 104L264 103V82H263L264 81V70H263L264 69V17H263L264 16L263 15L264 10L262 9L263 14H260L259 13L260 11L257 12L258 14L256 13L257 16L255 15V18L253 20L250 17L243 18L244 16L242 17L239 15L240 12H245L246 10H249L250 7H254L257 4H259V0H255L254 1L255 3H253V6H245V7L241 8V10H243V11L235 10L232 12L233 14H229V12H227L225 9H223L221 12L217 13V15H216L217 20L214 19V22H213V23H215L218 21L216 24L217 31L216 30L214 32L210 31L209 33L212 35H210L208 37H202L203 39L200 38V35H203V33H202L203 29L199 32V34L198 33H197V35L193 34V31L191 32L193 27H191L190 23H189L190 20L186 19L184 22L185 25H182L181 30H180V31L183 30V36H181V38H180V40H178V42L176 40L175 43H173L174 40H173V36L171 34L172 33L171 31H169V32L164 31L165 32L164 39H162V38L160 39L158 37L157 41H156L157 38H154L155 39L154 40L153 36H151L152 38H150V33H151V31H153L152 33L155 32L156 35L159 34V30L161 31L162 27L161 26L157 27V25L158 24L161 25L163 23V22H161V20L162 21L164 20L165 23L172 21V22H170V24L168 23L170 26H172L173 21H174L173 24H175V22H177L175 20L181 17L183 10L177 9L178 5L175 6L176 2L172 3L170 5L171 8L169 9L168 12H166L165 10L159 11L160 9L164 8V7H162V5H160L159 7L154 6L153 7L154 9L157 8V12L152 13V16H154V17H152V18L150 16L145 17V15L142 14L144 16V19L141 20L140 17L134 18L132 16L135 9H136L135 7L137 4V0L136 1L135 0H127L128 2L125 0V2H127V3H125L124 0H118V1H116V0H105V2H104V0H99V2H102V5L105 4L107 6L106 8H107V12L109 14H111L112 11L114 13H112L111 15H109L107 13L108 15H105L106 13L104 14V12L103 13H102V11L100 12V5H98V3H96V6H94V7L97 8V12H95L93 14H95L94 19L96 18L98 20L93 21L92 26H95L96 29L91 31L88 29V26H86L80 22H78L77 27L75 26V24L70 26L69 22L67 24H65V26L61 27V25H64L61 23L66 21L65 17H68V14L71 13V11L76 12V13L81 12V13L87 14V13L91 12L90 10L92 8H90V7L85 8L82 2L79 3L80 0H73V3L72 2H65V3H68V5H72V6H67V4L64 3V1H66V0H61V1L58 0L59 5H57L56 8L57 9L60 8L59 9L60 11H56L57 9H54L52 11L56 14V15H54V13L48 11L49 7L47 6L48 7V8L46 7L47 10L46 9L45 10L49 13H47L46 19L52 20L48 23L51 24V22L52 23L54 22L53 24H54V26H57V29H58V26L60 25L59 28L62 29V30L60 29L61 33L63 31H66L67 33L66 32L65 33L67 35H69L68 34V32H69L70 33L69 37L66 34H64V36H66V38L64 36L59 37L61 40L58 37L55 38L56 35H58L60 33V31H58V34L53 35L54 33H51L50 35H47V37H45V39H42L39 42H36L32 45H30V43L24 44V45H23V43L21 44L19 42V37H18L17 33L22 32L21 31L22 27H20V25L24 24L25 19L30 17L31 16L30 13H32L35 10V7H33L34 6V0H14ZM36 1L39 3L37 8H42L43 7V1H45V0H36ZM50 1H56V0H50ZM97 1L98 0H96V2ZM155 1L156 0H147L148 5L151 3H154ZM190 1L194 2L193 0H190ZM158 2H159V4H161V3H163V0H159ZM63 3H64V6H63ZM57 4H58V2H57ZM225 4H228V2L225 1ZM29 6L32 7L31 10L29 9ZM61 6H63V7H61ZM76 6H78V8ZM108 7H109V9H108ZM110 7H112L113 10L112 9L110 10ZM141 7H144V6H141ZM75 8H77V10ZM115 8H118V9H115ZM195 8H197V5H195ZM79 9H80V11H79ZM258 10H259V8H257V11ZM2 11H4V9ZM122 11H124V12H122ZM67 12H69V13L67 14ZM3 13L5 14V13H7V11H4ZM138 13H140V11L134 13V15H136ZM118 14H120L122 16V20H121V16L119 15L120 16L119 17ZM245 14H246V12H245ZM226 15H228V17L224 18V16H226ZM123 16H124V18H123ZM33 17H36V15H32L31 19ZM114 17H116V18L114 19ZM17 19L19 20V22L17 24H15ZM109 19H110L111 23L108 22L109 24L108 23L105 24V22ZM112 19L115 21L116 20L119 21V22L116 21V23H115L116 29L117 30L122 29V31L125 30L126 36H127V39L125 38V40H124L125 43H124V41L121 42V45L124 48L121 46L118 47V45L116 46L117 48H119L118 52H121L122 54L117 52V54L114 56L115 58L111 55H108L109 51L113 45L110 43H114L115 40H117V42H118L120 40L119 38L121 37V34L119 33L120 30L117 31V30H113L111 28L112 24L114 23V21ZM165 19H167V20L165 21ZM54 20L55 21L56 20H63V22L58 21V23H55ZM100 21L103 23H101ZM158 21H160V22L158 23ZM235 21H236V23H240V24H237L238 26L235 25V23H234ZM242 21H244V22H242ZM246 21L247 22H253V24L251 23V25L248 28L249 29L248 35H244L245 34L244 33V31H245L244 25L246 24ZM152 22H153V25H152ZM156 22H157V24H156ZM226 22L228 24H226ZM96 23H97V26H96ZM98 23H100V25ZM150 23L152 26H149ZM103 24H104V27H106V25H107V29L106 28L104 29V27L102 26ZM142 24H144L145 27ZM187 24H188V26H187ZM146 25H148L149 27ZM74 26L76 29L77 28L78 29L80 28V29L76 30L74 28ZM129 26H132L134 29H132V27H129ZM164 26L166 27V25H164ZM63 27H66L65 28L66 30H64ZM187 27H191L188 30L189 36H188V33H186ZM52 28L56 29V27L55 28L52 27ZM125 28L128 29V31H126ZM152 28L154 30H152ZM157 28H158V31H157ZM102 29L104 31H100ZM232 29H234V30H232ZM73 30H74V32H73ZM81 30H84L86 32L83 33V31H81ZM149 30H150V33L148 32ZM230 30H232V31L230 32ZM80 32H82V33H80ZM95 32H97V35L94 34ZM103 32H105V33H103ZM166 32H167V34H166ZM71 33H73V34L76 33L77 35L76 34L75 35L79 39V41L77 40L75 35H73ZM139 33L141 35L138 38V40H139L138 41L135 37L137 35L139 36ZM209 33H208V35H209ZM81 34H82V36H78ZM226 34H228V35H226ZM225 35L231 36V37H229L230 39L229 40L227 39L225 41L224 40V38L226 39ZM52 36H54V37H52ZM198 36L200 39H198L199 42H196V40L194 38H198ZM223 36H224V38H223ZM258 36L260 37V40L257 42L255 37H258ZM22 37L25 38V35L22 34ZM28 37H30V35ZM72 37L74 38V40L76 39L77 41H74ZM101 37L105 38V40H106L105 42H106V45L108 47L105 46L104 48H102L103 45L100 42L104 41V38H101ZM221 37L223 40L221 39ZM85 38H87V40ZM98 39H100V40L98 41ZM147 39L151 40V41L148 43ZM247 39H249V40H247ZM231 40L232 41L234 40V41L232 42ZM89 41H90V43H89ZM92 41L93 42L95 41V44H94V45H96V46H94L95 48L91 44ZM200 42H202V46H197V44L199 45ZM118 43H120V41ZM167 44L170 45V48L168 50V55L170 58L168 61H166V58H165L163 64H166L165 66L168 69L169 68L170 69L168 70L165 67L166 68V74L168 72L167 75L165 74L167 76V78H166V76H164V75L160 77L159 76L160 74L159 75H158V73L156 74V70L151 68L153 62L149 59V55L158 54L159 50L161 48H163L165 50V46ZM206 44H207V47H205ZM228 44H230V45H228ZM22 45L24 46V48ZM89 47H91V48H89ZM136 47H137V49L135 50ZM64 48L67 49V50L65 49L67 52H69V51L70 52L67 53L64 50ZM225 48H227V51L223 52L222 49L224 50ZM102 49H104V50H102ZM153 49L157 50V51H155V53H152ZM198 49H199L198 53L195 54L194 56H191L192 53L197 51ZM244 50H246V51H244ZM62 51H64L63 53H65V54L67 53V54L64 55L62 53ZM241 51L243 54L241 56H243V57H240V54L238 55V57H240L241 70L239 71V74L235 73V70H232L231 74L233 75V77H235V79L232 81V83L228 87H225L222 89V87L225 85V78H224L222 72L225 71V68L227 66L234 64V62L231 61L230 55L234 54V52L238 53ZM93 52H96V53H93ZM124 52H125V55H124ZM92 54H93V56H91ZM119 54H121V55H119ZM162 55H163V57H165L166 56L165 52H163ZM116 56H118V57H116ZM132 56L134 57L133 59H132ZM142 56H143V58H142ZM261 56H263V57H261ZM89 57H92L94 59H92V58L90 59ZM59 58L60 57H57V59H59ZM62 58L63 57H61L60 59H62ZM95 58H97V59L101 58L100 64H102V65L99 64V66L95 70L93 76L91 75L92 77L91 76L88 77L87 72H88L89 63L94 61ZM115 59H117V61L120 59L119 61H123V62L119 63V61L117 62V61H115ZM51 60L52 59H49V61H51ZM143 60H145V62H143ZM132 61H133L134 66H133V64H132V66H131V64L129 65V63H132ZM258 61H260V62H258ZM113 62H116V63L113 64ZM135 62H137L138 64L141 63L144 66L149 65V67H145V70L141 69L140 70L141 72H138V71L134 72V69L136 68L135 66H138V64H136ZM256 63H259L258 69H256V67L254 68V66H257ZM189 66H192V67H189ZM133 67H134V69H133ZM129 68H130V70H129ZM131 69H133V71H131ZM222 69H224V71ZM65 70H66V67L62 70L63 73H65ZM253 70L258 72L257 77H255L256 80H253L250 77V76H252ZM128 71H130V72H128ZM164 71H165V69H164ZM188 71H190L191 74L189 72V74L185 75ZM247 72L250 73L251 75L248 74L247 75L248 77L246 76L247 77L246 78L245 74ZM155 74L157 75V77H155L156 76ZM179 74L181 77L182 76L183 77L181 78L179 76ZM56 75L58 77H60L59 76L60 74L59 75L56 74ZM152 75H153L154 79H153ZM217 75H219V76H217ZM158 76H159V78H158ZM156 78H158V79H156ZM215 78L217 81H215ZM248 79H250V81H247ZM148 80H151V81L148 82ZM117 81H118V83H117ZM115 83H117V85H115ZM126 83H127L128 87H127ZM248 85H250V88L248 87ZM39 87H41V88H39ZM77 88H78V86H77ZM226 89H227L228 94L223 96L222 104L216 106L217 105L216 99L219 96L218 94L220 93L221 90H226ZM98 90H101V93L103 92L104 95H101V93L98 92ZM260 91H262V92H260ZM45 93H47L46 95H48L49 91H45ZM125 94H129L131 96L125 95ZM115 95H116V97H114ZM245 95L248 98V104L245 101V99H246ZM39 96H41V95H39ZM78 96L79 97L76 98L78 102L77 101L76 102H77V105H79L78 107H80L82 105L81 104L82 101L80 104H78V103L80 102V100H83L84 97H82V96H85V95L79 94ZM254 96H257L258 99H257V97L254 98ZM165 97H167V98H165ZM202 98H205V99H202ZM40 99L41 98L38 97V98H36V100H34L37 103L36 104L37 106H39V105H50L47 101L45 102V100H44L42 102V100H40ZM114 100L116 101L115 103H114ZM257 100L263 101V102L257 103ZM232 103H234V104H232ZM233 105H234V110L236 111V113L235 112L232 113ZM242 105H244V106H242ZM239 106L244 107V108H242L241 111H243V109H245V111L242 114H240V112L238 111ZM261 107H263V108H261ZM54 108L56 109L57 105ZM32 109L36 113L39 112L38 111L39 109H37V108H32ZM248 109L250 111H252V113L251 112L248 113L247 112ZM40 110H43V113L51 112V111H49L48 106H45V107L41 108ZM212 110H214V107L212 108ZM258 110H260V111H258ZM74 111L77 113L78 109L76 108ZM256 111H257V113H255ZM182 112L186 113L185 111H182ZM52 113L56 114V112H52ZM81 113H82V111H81ZM22 114L25 115L24 112ZM60 114L63 116H61ZM72 114L74 115V117H71V116H73ZM239 114L241 116H239ZM39 115H40V113H39ZM21 116H23V115H21ZM21 116H19V117L17 116L16 119H21V121H22ZM240 118H244V119L239 120ZM222 122H225L227 125H225V123L222 124ZM238 122H239V124H238ZM233 124L234 125L238 124V126H234ZM58 125H59V127H57ZM196 125H198V126H196ZM61 126H62V128H61ZM226 126H228V127H226ZM66 127H68V128H66ZM181 128H183V129H181ZM71 129H73V130H71ZM69 130H71L72 132L70 133ZM39 132H42L44 139L47 136L49 137L50 133L48 132V130L41 129ZM107 132L110 134V133L115 132V130L109 128L107 130ZM258 132H260V133H258ZM78 133H80L82 135H79ZM144 133L147 134V136ZM151 133H152V135L150 136ZM53 134H55V132H53ZM87 135H89L88 140L86 139ZM179 136H180V139H179ZM6 139L12 140V139H15V136H14V134L12 135V133H11V135L6 136ZM80 139H81V141H80ZM82 139H84V140H82ZM177 139H178V141H177ZM16 142H17L16 144H19V146H21V148L23 146L22 149H25V151H26L25 155L22 157L24 158L26 156L25 159L29 158V154L31 152L30 150H33L32 144H29V143L24 144V141H22V138L17 139ZM88 143H89V145H88ZM68 145L66 144L67 148L65 146V149L59 150L56 152L55 151L56 150L55 143L53 142L51 149H53L54 154H53V157L50 158V160L55 161V162L57 161L58 164L60 165V167H62V163H64V165H66L67 163L65 162L64 157H66V155L68 156ZM130 146H131V148H130ZM7 148H10V145H8ZM101 148L104 149L105 147L102 145ZM208 149H218L219 152L214 153V158H212V159H209L210 155H208V158H203L205 151ZM0 150H2V149H0ZM144 150L147 151L146 154H145ZM35 151L36 150L34 149V153H35ZM115 151H117V149H115ZM4 153H3V151H0V180L3 179L6 176V174H9L15 183L14 189L16 190V188H18V186L21 185V182L19 180L20 178L18 177L19 176L18 174L22 173V171L18 168L19 164L16 163L19 159L16 161V158L12 159L10 157V158H7V160H5V154ZM201 153H203V154H201ZM26 154H28V156ZM41 154L39 153V155H41ZM3 156H4V158H3ZM2 158H3V160H2ZM11 159L13 162L11 161ZM57 159H59V160L63 159L64 162L62 160L59 161ZM8 161H10L9 163H11V164H8ZM23 162L24 163H23L22 169H23V172H26L25 175H29V174H31V172H35L33 174V177L35 176V180L29 179V181H27V183L24 186L27 188V190H32V192L36 193L37 195L41 194L40 193L41 187L40 188H38L36 186H34V188L32 187L34 184H37V183H35L37 180L36 175L38 173L37 167L34 168L33 166H28L30 161L23 160ZM20 163H22V162H20ZM44 163H45V165H44ZM114 163H115V165H114ZM43 166H45V167H43ZM76 166H78V163L76 164ZM218 166H220V168H218ZM38 168H39V170L40 169H43V170L45 169L44 171L48 170V168H46V162H44V161H43V164L39 165ZM213 168H215V170L212 172ZM246 168L251 169L254 173V176H258V179L261 181V184L258 188V190H259L258 193L253 192L252 196H251V193L247 194L250 191V189H248L246 184L252 185L253 179L249 176L245 180H241V178H239L237 175H235L238 172L245 170ZM61 169H64V168H61ZM226 170L228 173H231L230 170H232V169L230 167H227ZM185 171L187 173V176H186ZM190 174H192V178H191ZM87 176H89V175H87ZM182 177H184V178H182ZM186 177H188L187 180L185 179ZM84 178H86V177H84ZM183 179H184V181H182ZM233 179H236V182H234ZM81 182H82V179H81L80 183ZM28 183H29V186H27ZM43 183L45 186L44 187L45 190L43 191V193L44 192L45 193L42 194V197L49 199L50 200L49 205H51L50 207H48L49 210L46 212L49 213V211H50V212L60 213L63 211V209H65V208L68 209L69 205H67L65 207L63 206L65 198H66V194L63 191H61V192H59V195L56 194L54 196V194L50 191L49 186H51V188H52V186H55V185H46L47 181H43ZM235 183H236V186H235ZM37 185H39V183ZM234 188H237L238 190L233 191ZM201 190L204 191V189H201ZM207 190H211V189H207ZM225 190H229L227 198H226V196H221L222 193L224 194ZM46 192H48V193H46ZM98 192H99V194H98ZM48 194H50V195H48ZM242 194H243V196H242ZM5 195H7V194H5ZM67 195H68V197H70V195H71L70 192H68ZM158 195L161 196V197H159V200H157ZM209 195H203V196L206 198V200H207V202H209V204H212L214 199L211 200ZM168 196H170V195H168ZM240 196H242V199L238 200V198ZM260 196L262 197V200L260 199ZM0 197L4 198L2 196H0ZM95 197H96V199H94ZM218 198H220V199H218ZM225 198H226V200H225ZM252 198H253V201L249 204V200ZM23 199H24V201L26 200V205L24 207L26 212L33 210L37 206H39V203H36L35 200L33 201L32 198L27 199V195L24 196ZM54 199H58V200L60 199V200L56 201ZM165 200H167V199H165ZM62 201H63V203H62ZM45 203H47V200L45 201ZM53 203L56 205L52 206V205H54ZM71 204H70L69 208L73 209L72 208L73 205H71ZM35 205H36V207H35ZM170 206H173L177 210H179V208L182 207L178 204H173V203H171ZM192 206H194V205H192ZM91 208L93 210H95V208L93 206ZM99 209H97V210H99ZM106 209H107V211H109L108 207ZM229 209L232 212L230 214H227L226 213L227 211H225V210H229ZM243 210H244V212H242ZM212 211L213 210H211V212ZM223 211H225V212L223 213ZM200 212H201V209L200 210L193 209V211H191L190 214L194 215V214L200 213ZM211 212L206 213V216L209 215V216L216 217V213L214 215H211ZM254 212L256 213L257 216L254 215ZM107 216H112V215H109V213H107ZM214 217H212V219H211L212 221H213ZM33 221H31V222L26 221V220L22 221L23 223L20 224L21 228L20 227L18 228V233L15 231V229H16L15 227L10 226L7 223L2 224L4 227L1 225L2 229L5 228V229H3L4 230L3 232H5L7 234L6 235H5V233L2 234V230H0V234H1L0 235V243L4 242L2 247L0 248V261H1L0 264H56V263L57 264H68V257L65 254H59V249H60L61 245L58 242H55V241H58V238H56V237L58 235H60L61 232H63V230L62 231L58 230L59 227L54 226V229L52 231H54L55 233H52V234L47 235V236L42 237V238H40V236H39V238H37V240H36V238L33 239L34 238L33 237L29 243L28 238L30 239L32 237L31 232H32V230L35 229L36 224H37L36 222H33ZM173 221H176V219H172L171 222L169 224H167L166 229L171 227V226H175L174 224H172ZM217 221H213L212 226H213V224H216L215 222H217ZM205 222H207V220ZM95 223H96V225H100L101 219L95 220ZM140 224H144V223L142 222V223H139L138 225H136L137 227H136V231H135V235H134L135 237H137L136 239H138V237L141 238V236H139L137 233L142 228V226ZM184 225H185V223L180 222L181 227H183ZM180 226H179V228H180ZM209 226L210 225H208L207 229L209 228ZM6 228H7V230H6ZM123 228L124 227H122V229ZM128 228L131 229L130 227H128ZM64 231H65V229H64ZM21 232L25 233L24 239H22L23 237H22ZM41 232L43 233V231H41ZM205 232H207V231H205ZM27 233H29V234H27ZM164 233H166V231H164ZM19 236L22 239L21 243H18L19 240L17 242V239H16ZM149 236H151V235H149ZM244 236H245V234H243V237ZM262 237H264V234ZM50 238H52V239H50ZM133 238H132V242H135L136 239L135 238L133 239ZM79 239L82 241L83 238L79 237ZM50 240H52V241H50ZM98 240L99 239H96L95 242H98ZM81 241H79V242H81ZM213 241H214L213 239H209L205 249H203V251H202V252L209 251L205 254L207 256L209 255V253H214V251H216V249L211 246L212 244H214ZM54 242L56 243V245L54 244ZM121 242H123V241H121ZM124 242H129V240L125 239ZM49 243H53V244L51 245ZM81 243H85V241H82ZM152 243L155 244L156 242L155 243L150 242V244H152ZM82 246H79V248H81ZM155 246H156V244H155ZM14 247H17V249H20V251L17 252V250H15ZM34 247L35 248L39 247L38 249L41 250V248H42L44 250L42 259H40L38 257L37 251L35 252ZM53 247H55V253L54 252L48 253L47 248L49 251H51L53 249ZM263 247H261V249ZM82 248H84V247H82ZM129 248H131V245L129 246ZM249 248H250V250L247 251L246 253L252 252L253 250L256 249V247H253V246L249 247ZM69 249H70L69 251L74 250L73 248H71V246L69 247ZM29 251L31 253H29ZM31 255H34L35 257H32ZM247 256H248V254L245 255V257H247ZM16 257H19L18 260H15ZM209 258L211 259V256ZM58 260L60 261V263ZM63 260H66L67 263L64 262ZM17 261H18V263H17ZM206 261H207V258H206ZM101 263H102V261L99 262V264H101ZM103 263L108 264L107 261H104ZM150 263H152V261L148 260V264H150ZM257 263L264 264V251H262V254L260 256H258ZM81 264H94V263L90 262L88 260V258H84V260L82 261ZM184 264H187V263H184Z\"/></svg>",
  "mask_w": 264,
  "mask_h": 264
},
{
  "label": "built area",
  "instance_id": "3",
  "mask_svg": "<svg viewBox=\"0 0 264 264\" xmlns=\"http://www.w3.org/2000/svg\"><path fill=\"white\" fill-rule=\"evenodd\" d=\"M240 237H243V235H239L238 237H233L231 240H230V242L229 243H233V245L232 246H235L236 245V243H237V241H238V239L240 238ZM244 237H246V236H244ZM224 244H226V241H224ZM216 252V251H215Z\"/></svg>",
  "mask_w": 264,
  "mask_h": 264
},
{
  "label": "snow or ice",
  "instance_id": "4",
  "mask_svg": "<svg viewBox=\"0 0 264 264\" xmlns=\"http://www.w3.org/2000/svg\"><path fill=\"white\" fill-rule=\"evenodd\" d=\"M66 14V13H65ZM9 18H11V17H9ZM205 47H207V44L205 45ZM206 55V54H205ZM165 98H167V97H165ZM262 251H264V249H262Z\"/></svg>",
  "mask_w": 264,
  "mask_h": 264
}]
</instances>
